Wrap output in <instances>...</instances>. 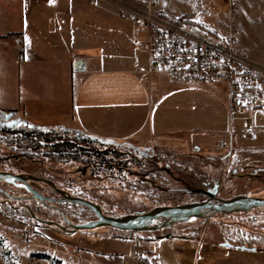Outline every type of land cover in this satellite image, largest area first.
I'll use <instances>...</instances> for the list:
<instances>
[{"label": "crops", "instance_id": "1", "mask_svg": "<svg viewBox=\"0 0 264 264\" xmlns=\"http://www.w3.org/2000/svg\"><path fill=\"white\" fill-rule=\"evenodd\" d=\"M159 1L163 15L181 18L168 13ZM121 3L132 2L0 0V110L17 109L24 120L42 130L75 131L108 145L142 149L160 144L172 152L188 145L202 157L226 154L217 148L218 142L227 138L231 124L245 118L230 114L226 85L184 86L169 83L162 74H148L146 35L119 15ZM194 22L214 35V28ZM17 95L27 97L21 102L23 108ZM64 116L72 122L58 125L63 123L56 119ZM251 122L257 129L252 141L264 137V123ZM236 141L246 140L235 137ZM235 145L230 157L235 152L264 156V147L238 149ZM230 167L235 169L234 179L247 177L239 183L243 189L264 176V169L252 176L239 175L237 168H241L232 157ZM163 241H109L108 247L115 250H89L100 255L137 253L156 261L153 251Z\"/></svg>", "mask_w": 264, "mask_h": 264}, {"label": "rangeland", "instance_id": "2", "mask_svg": "<svg viewBox=\"0 0 264 264\" xmlns=\"http://www.w3.org/2000/svg\"><path fill=\"white\" fill-rule=\"evenodd\" d=\"M230 1L161 0V3L168 13L178 15L181 18L185 17L193 23L195 20L205 28H208L207 26L214 28L212 34L214 33L217 37L226 35L229 30L227 12ZM236 9L238 15L235 27H237L240 37L242 54L250 62L264 65V0H238ZM199 20H203V22ZM50 95L54 94L51 93ZM21 96L18 97L17 95L16 101L23 108L21 102L26 101L27 97ZM11 111L17 112L18 110L13 109ZM239 114L245 118L249 117L256 122V126L264 123V111L240 112ZM4 115L0 114V117ZM14 117L17 120L23 119L20 113H16ZM56 120L63 123H58V125H68L66 122L69 124L72 122L65 116ZM23 122L30 128L42 130L31 120L23 119ZM56 126L57 124L54 125V127ZM42 133H46V130H42ZM42 138L44 139V136ZM223 140L229 145L227 138ZM235 143L238 149H260L264 147V137H259L252 142L236 141ZM134 150L136 154L134 152L132 154L141 161H155L160 165L168 163L167 167L172 171V174L183 180V182L171 181V178L167 177L168 184L166 187L173 189L186 188L185 185L189 188L203 187V178L206 175H209L212 181L219 180V170L209 171L208 169L212 167L211 163L201 160L203 154L198 153L195 148L188 145L182 146L180 150L175 152L160 144H150L147 147H142V149ZM43 153L47 158L45 165L48 169L49 178L54 180L57 186L64 188L70 196H80L98 205L106 216L117 217L146 213L157 204L158 199L156 197L159 198L160 195L162 200L174 197L176 202H189L199 198L195 195H185L180 190L178 192L174 190V193L170 195L159 194L153 187L154 184L160 186L161 183L156 182L149 185L148 181L143 182L141 178L133 175L134 171L140 173L148 171V166H142L141 162H135L139 167H133L134 171L128 172L130 176L128 174L120 176L118 172L109 171L105 167L99 170L101 172H99V176H96L91 173L92 166L89 161H85L86 159L64 158V156L57 154L56 150L52 155L53 152L50 149ZM231 157L232 162L238 163L240 166L241 169L237 168V172L241 176L246 174L252 176L255 171L261 173L264 169L262 153L235 152ZM30 168L33 169V167ZM159 174L166 177L163 171ZM246 178L231 179L230 175L225 176L220 181L218 198L224 200L239 193L247 195L253 190L256 193L250 196L264 197V176L255 179L253 183L249 182L247 185L250 188L247 186V189H243L239 183ZM261 188H263L261 192H258ZM41 192L50 193L47 187L41 189ZM63 208L72 223L84 224L95 219L93 213L83 206L63 205ZM40 215L43 218L48 216L47 220L63 224L57 215L51 216L44 212H40ZM167 231L173 232L174 235L191 236L193 239L190 242L165 238V241L160 244L161 247L153 251L156 261L154 257L143 258L137 253L133 256L128 254L100 255L89 250L92 247H100L102 251L115 250V248L112 249V246L108 247L109 241H145L147 235L155 238ZM147 235L138 232L116 231L108 227L66 232L58 230L56 227H44L35 224V222H29L26 213L15 214L12 208L1 207L0 264H264V250L252 252L224 248L220 245V242L224 240H235V242L243 243L246 246L257 244L263 248L264 242L249 243V241H254L256 235H264V208L245 215L236 214L230 218L219 216V218L210 220L204 219L176 224L171 228L149 232Z\"/></svg>", "mask_w": 264, "mask_h": 264}, {"label": "built area", "instance_id": "3", "mask_svg": "<svg viewBox=\"0 0 264 264\" xmlns=\"http://www.w3.org/2000/svg\"><path fill=\"white\" fill-rule=\"evenodd\" d=\"M119 4L118 11L137 30L146 35L149 44V71L164 75L178 85H211L227 87L230 114L264 111V65L250 62L242 54L235 21L238 0L228 8V32L215 37L185 17L172 19L163 15L159 0H130ZM229 145L219 141L217 148L230 155L234 138L252 141L257 129L249 118L230 125ZM264 134V126L261 128Z\"/></svg>", "mask_w": 264, "mask_h": 264}, {"label": "flooded vegetation", "instance_id": "4", "mask_svg": "<svg viewBox=\"0 0 264 264\" xmlns=\"http://www.w3.org/2000/svg\"><path fill=\"white\" fill-rule=\"evenodd\" d=\"M0 114H5L3 117H0V173H4L7 175H10L12 177L18 176L21 179H13V182H6L1 180L0 181V208L6 207V208H12L13 213H26L27 214V220L29 222H35L37 225L41 226H49V227H62L58 228V230L71 232V229L66 225L65 221H63V215L69 220L66 211L63 208V204L68 202H61L60 200L64 198L65 196H70L67 191H65L64 188H60L57 186L56 182L49 178L48 175V169L45 165V160L47 159L46 156H44V153L46 149V142L42 138L41 131L39 129L30 128L29 125H27L25 122H23V119H16L14 115L16 114L15 111H2L0 110ZM15 121L13 124L12 122ZM12 125H10V124ZM122 161H126L127 158H122ZM201 160H204L206 162H210L211 166L214 169H218L220 172L219 180L212 181L209 178V175H206L204 180V186L198 187V188H189L187 185H185L186 188H170L167 186V177L171 181H180L183 182L182 179L177 178L175 174H172V171L167 167L168 163L165 165H159L158 162L145 160L141 161L142 166L147 165L148 171H143L142 173L137 171V175L143 182L148 181V184H154L156 182L161 183L160 186H157L154 184V189L159 194H172L174 193V190L178 192L180 190L185 195H195L199 196L198 200H192L189 202H176L174 201V197H171L170 199H160L162 198L161 195L159 198L156 197V199L162 200L160 203V206H171L175 207L176 205H182V204H189V203H197V202H204V200L210 201L211 203H218L216 201L211 200V197L214 200H218V192L220 189V181L227 175H230V178H235V169L230 167L231 163V157L230 155L223 154L220 156H214V157H202ZM159 165V166H158ZM102 166H92L91 167V173L99 176V170L102 169ZM111 166V165H110ZM30 167H33L31 170ZM158 171H156L157 169ZM109 171H115L118 172L120 176H125V174H128V168L121 163V165H116L114 168L108 169ZM165 174L166 177H162L160 172ZM26 187H29L33 189L35 192H38L42 197L53 199L54 201L46 200L45 204H41L38 200L34 199L32 197V193H29L26 190ZM44 187H47L50 191V193L47 192H41V189ZM157 196V195H155ZM234 196H244L247 197L249 194H234ZM72 197V196H70ZM79 197L80 196H74ZM201 197V198H200ZM232 197L228 198L231 199ZM253 197V196H252ZM86 200L85 198H82ZM224 199V200H228ZM221 200V199H220ZM87 201V200H86ZM89 201V200H88ZM71 204V203H69ZM160 206H153V208H158ZM264 208V207H262ZM262 208L259 209H253L250 211H247V213L262 210ZM37 210V211H36ZM40 212H44L52 215H57L61 218V221H63V224H58L53 221L47 220L48 216H45L44 218L40 215ZM103 213V212H102ZM247 213H233L230 216H221V217H233L234 215H245ZM104 214V213H103ZM214 219V218H213ZM96 219H94L95 221ZM70 221V220H69ZM52 224H50V223ZM71 222V221H70ZM72 223V222H71ZM74 224V223H72ZM78 224V223H76ZM169 234V238H181L184 240H192L193 238L185 237L182 235H174L173 232L167 231L161 235H157L155 238L157 240L165 239V235ZM228 243L232 245V248L229 249H240L245 251H252V252H261L264 250V247H260L251 244L249 246L244 245L243 243H237L234 241L224 240L221 243ZM264 242V235H256L254 241H249V243H263ZM223 247V246H222Z\"/></svg>", "mask_w": 264, "mask_h": 264}, {"label": "water", "instance_id": "5", "mask_svg": "<svg viewBox=\"0 0 264 264\" xmlns=\"http://www.w3.org/2000/svg\"><path fill=\"white\" fill-rule=\"evenodd\" d=\"M13 179L19 180L21 178L0 173V181L13 182ZM26 190L29 193H32V197L43 205L46 200L54 201L53 199L42 197L38 192H35L29 187H26ZM210 198L218 203H211L210 201L204 200V202L176 205L175 207L160 206L158 208H153L146 213L122 215L117 217L106 216L102 213V210L98 205L79 197L65 196L60 201L83 206L89 209L96 219L95 221H89L84 224H72L63 215V221H65L66 225L71 229V232L103 227L131 233H142L147 231L156 232L161 229L171 228L172 226H176V224L190 223L204 219L210 220L219 215L230 216L233 213H247V211L264 207L263 197L234 196L228 200H214L210 195ZM56 227L63 229L59 226ZM164 237L169 238V234ZM221 246L232 248V245L226 242L221 243Z\"/></svg>", "mask_w": 264, "mask_h": 264}, {"label": "trees", "instance_id": "6", "mask_svg": "<svg viewBox=\"0 0 264 264\" xmlns=\"http://www.w3.org/2000/svg\"><path fill=\"white\" fill-rule=\"evenodd\" d=\"M40 131L42 132V130ZM43 136L46 142L45 144L48 145L45 147L46 149L52 150V155H54L56 150V153L64 156V158L75 157L76 159H86L85 161H89L91 166L103 165L102 168L105 167L106 169H110L114 168L116 165H121L123 162V164L128 168L129 172L130 170L134 171L133 167H139L137 166L138 164L135 163L136 161L141 162V159H139L137 156V158L134 157L135 155L132 154L133 152L136 154V151L134 150L135 148L98 143L96 140H93L88 136L85 137L81 133L75 131L68 133V131L65 130L56 131L51 129L46 130V133H44ZM122 158H127V160L122 161ZM156 171H158V169ZM128 175L130 176L129 173ZM133 175L139 178L137 171H134ZM160 202L161 200L158 202L156 201L157 204L155 206H160ZM63 205L74 206L73 204L69 203H65ZM219 216L217 217L219 218ZM142 233L147 235L149 231ZM154 239L156 238H153L149 235L145 237V241Z\"/></svg>", "mask_w": 264, "mask_h": 264}]
</instances>
